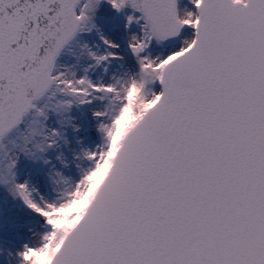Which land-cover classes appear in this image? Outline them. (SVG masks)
<instances>
[{"label":"snow or ice","instance_id":"6c2138e0","mask_svg":"<svg viewBox=\"0 0 264 264\" xmlns=\"http://www.w3.org/2000/svg\"><path fill=\"white\" fill-rule=\"evenodd\" d=\"M0 264H264V0H0Z\"/></svg>","mask_w":264,"mask_h":264}]
</instances>
